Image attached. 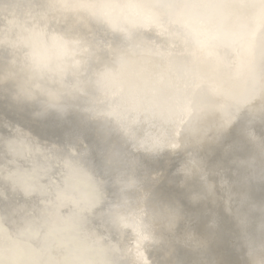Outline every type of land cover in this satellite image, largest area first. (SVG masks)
Returning a JSON list of instances; mask_svg holds the SVG:
<instances>
[{"label":"clouds","instance_id":"9594fccd","mask_svg":"<svg viewBox=\"0 0 264 264\" xmlns=\"http://www.w3.org/2000/svg\"><path fill=\"white\" fill-rule=\"evenodd\" d=\"M0 104V264H264V0H0Z\"/></svg>","mask_w":264,"mask_h":264},{"label":"bare ground","instance_id":"6f19581e","mask_svg":"<svg viewBox=\"0 0 264 264\" xmlns=\"http://www.w3.org/2000/svg\"><path fill=\"white\" fill-rule=\"evenodd\" d=\"M29 124L27 116L18 112L11 106L0 104V127L7 126V128H15L16 124Z\"/></svg>","mask_w":264,"mask_h":264},{"label":"water","instance_id":"95a60500","mask_svg":"<svg viewBox=\"0 0 264 264\" xmlns=\"http://www.w3.org/2000/svg\"><path fill=\"white\" fill-rule=\"evenodd\" d=\"M36 130H37V131H42V129H39V128H37ZM0 131L7 132V131H8V128L5 127V126H2V127H0Z\"/></svg>","mask_w":264,"mask_h":264}]
</instances>
